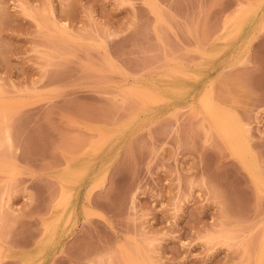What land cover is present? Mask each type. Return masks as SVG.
I'll return each instance as SVG.
<instances>
[{
	"label": "rangeland",
	"instance_id": "374dc122",
	"mask_svg": "<svg viewBox=\"0 0 264 264\" xmlns=\"http://www.w3.org/2000/svg\"><path fill=\"white\" fill-rule=\"evenodd\" d=\"M0 264H264V0H0Z\"/></svg>",
	"mask_w": 264,
	"mask_h": 264
},
{
	"label": "bare ground",
	"instance_id": "6f19581e",
	"mask_svg": "<svg viewBox=\"0 0 264 264\" xmlns=\"http://www.w3.org/2000/svg\"><path fill=\"white\" fill-rule=\"evenodd\" d=\"M243 6H246V5H243ZM243 8H245V7H243ZM246 8H247V7H246ZM240 10H241V8H240ZM242 10H243V9H242ZM242 10H241V12H242ZM245 11H246V10H245ZM245 11H244V12H245ZM244 12H242V13H244ZM239 13H240V12H239ZM74 151H76V150L73 149V152H74ZM78 153H79V152H78ZM66 154H67V153H66ZM68 154H69V152H68ZM68 154H67V155H68ZM72 154H73V153H72ZM70 155H71V154H70ZM76 155H77V153H76ZM72 156H73V155H72ZM69 158H70V157H69ZM255 183L258 184L257 181H256ZM96 186H98V185H96ZM96 186H95V187H96ZM257 187H258V186H257ZM262 247H263V245H262ZM262 251H263V248L260 249V252H259V253H262ZM261 255H262V254H261ZM258 257H260V256H258ZM258 257H257V258H258ZM260 259H261V257L258 258V261H259ZM257 263H258V262H257Z\"/></svg>",
	"mask_w": 264,
	"mask_h": 264
}]
</instances>
